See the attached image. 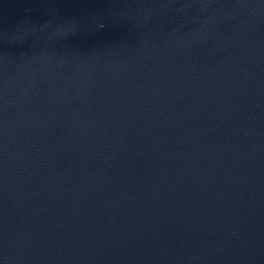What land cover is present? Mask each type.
Returning <instances> with one entry per match:
<instances>
[{
    "label": "water",
    "instance_id": "95a60500",
    "mask_svg": "<svg viewBox=\"0 0 264 264\" xmlns=\"http://www.w3.org/2000/svg\"><path fill=\"white\" fill-rule=\"evenodd\" d=\"M0 264H264V0H0Z\"/></svg>",
    "mask_w": 264,
    "mask_h": 264
}]
</instances>
